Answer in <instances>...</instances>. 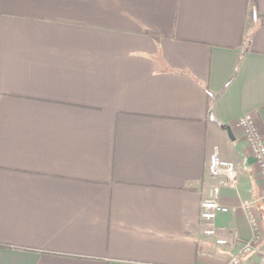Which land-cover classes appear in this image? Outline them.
Wrapping results in <instances>:
<instances>
[{"label": "crops", "instance_id": "1", "mask_svg": "<svg viewBox=\"0 0 264 264\" xmlns=\"http://www.w3.org/2000/svg\"><path fill=\"white\" fill-rule=\"evenodd\" d=\"M247 114L264 137V0H0V264H224L243 202L264 234Z\"/></svg>", "mask_w": 264, "mask_h": 264}, {"label": "built area", "instance_id": "2", "mask_svg": "<svg viewBox=\"0 0 264 264\" xmlns=\"http://www.w3.org/2000/svg\"><path fill=\"white\" fill-rule=\"evenodd\" d=\"M237 127L240 128L247 140V143L252 151L255 162L258 165L261 177L264 180V137L260 133L255 118L250 115H244L237 122ZM208 171L211 177H223L226 185L231 188H236L239 183V173L234 162L224 159L218 147H215L212 155ZM220 189L213 188L211 196L206 197L201 203L200 217L204 223V234L215 239V243L221 247H227L232 241H239L238 233L232 229L229 235H221L217 226L216 219L221 213H228L229 208L221 204L218 199ZM264 203V191L262 194ZM254 201H245L241 209L248 215L252 226L254 236L251 240L241 242V246L236 253L231 255L224 264H241L242 259L251 253L256 254L257 259L255 264H264V247H260L263 242L264 234L261 228L260 219L256 214Z\"/></svg>", "mask_w": 264, "mask_h": 264}]
</instances>
